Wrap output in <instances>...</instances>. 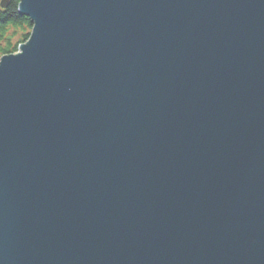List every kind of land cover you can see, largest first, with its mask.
I'll list each match as a JSON object with an SVG mask.
<instances>
[{
    "label": "water",
    "instance_id": "95a60500",
    "mask_svg": "<svg viewBox=\"0 0 264 264\" xmlns=\"http://www.w3.org/2000/svg\"><path fill=\"white\" fill-rule=\"evenodd\" d=\"M18 12L33 27L0 58V264H264V0Z\"/></svg>",
    "mask_w": 264,
    "mask_h": 264
},
{
    "label": "trees",
    "instance_id": "16d2710c",
    "mask_svg": "<svg viewBox=\"0 0 264 264\" xmlns=\"http://www.w3.org/2000/svg\"><path fill=\"white\" fill-rule=\"evenodd\" d=\"M18 3L10 0L6 8L0 6V56L16 52L30 36L33 25L28 17L19 14Z\"/></svg>",
    "mask_w": 264,
    "mask_h": 264
},
{
    "label": "rangeland",
    "instance_id": "374dc122",
    "mask_svg": "<svg viewBox=\"0 0 264 264\" xmlns=\"http://www.w3.org/2000/svg\"><path fill=\"white\" fill-rule=\"evenodd\" d=\"M0 2H1V0H0ZM18 4H19V3H18ZM0 6H1V5H0ZM10 31H12V29H11ZM20 44H21V43H20ZM20 44H19V45H20ZM2 56H3V55H2ZM0 58H1V56H0Z\"/></svg>",
    "mask_w": 264,
    "mask_h": 264
},
{
    "label": "clouds",
    "instance_id": "9594fccd",
    "mask_svg": "<svg viewBox=\"0 0 264 264\" xmlns=\"http://www.w3.org/2000/svg\"><path fill=\"white\" fill-rule=\"evenodd\" d=\"M16 2L18 3V0H16Z\"/></svg>",
    "mask_w": 264,
    "mask_h": 264
}]
</instances>
